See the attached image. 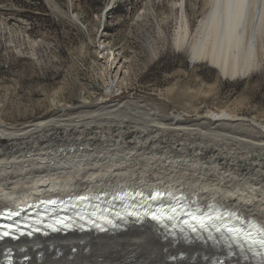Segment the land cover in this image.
<instances>
[{
    "label": "bare ground",
    "instance_id": "6f19581e",
    "mask_svg": "<svg viewBox=\"0 0 264 264\" xmlns=\"http://www.w3.org/2000/svg\"><path fill=\"white\" fill-rule=\"evenodd\" d=\"M179 5L173 44L191 62L206 63L228 80L262 68L264 0L233 4L203 0L204 17L194 34L186 0ZM144 47L143 61L152 63L159 57L154 42ZM106 51L111 53L104 56ZM100 54L107 63L111 60L106 73L114 86L124 84L128 60L135 56L130 58L115 46L103 47ZM61 94L42 93V101L48 102L38 114L26 112L22 118L0 114V210L47 196L169 190L170 196L175 192L192 202L223 206L264 229L263 120L225 111L187 117L129 95L90 100L89 93H80L82 102L72 105ZM0 264H260V260L214 238L164 234L149 222L136 220L95 233L0 240Z\"/></svg>",
    "mask_w": 264,
    "mask_h": 264
},
{
    "label": "rangeland",
    "instance_id": "374dc122",
    "mask_svg": "<svg viewBox=\"0 0 264 264\" xmlns=\"http://www.w3.org/2000/svg\"><path fill=\"white\" fill-rule=\"evenodd\" d=\"M179 4L181 0H0V114H38L48 102L42 93L58 92L72 105L82 102L80 93H89L90 100L129 95L171 114L225 111L264 121V65L228 80L206 63L191 62L173 44ZM186 5L194 34L204 17L203 0H186ZM148 42L158 47L159 57L152 63L143 61ZM106 46L135 56L128 60L127 81L117 88L106 73L111 60L101 58Z\"/></svg>",
    "mask_w": 264,
    "mask_h": 264
},
{
    "label": "snow or ice",
    "instance_id": "6c2138e0",
    "mask_svg": "<svg viewBox=\"0 0 264 264\" xmlns=\"http://www.w3.org/2000/svg\"><path fill=\"white\" fill-rule=\"evenodd\" d=\"M227 2L229 4H233V3H236V0H227ZM161 195H162L161 193H155L150 198L152 200H156ZM41 203L43 204L45 202L42 201ZM47 203L55 204L57 202L53 200V201H48ZM170 211L173 213V215L167 217L168 219L175 218L177 212L179 211L180 215L187 216L189 218V220L195 221L196 224L199 225V228L202 229V230H205V231H207V226H206V223H205L206 220H211V219L220 220V219H222V217L220 215L212 217V216L208 215L207 213H205L202 216H197L195 212H187V211H184L183 209H179L178 210L177 207L171 208ZM196 211L198 212L199 209H197ZM158 212L160 213L159 215H157L156 213L152 214L151 218L153 220L160 221L163 218H165V214H164V212L162 210L158 209ZM15 214L18 215L19 213H15ZM189 220H184L183 223L185 225H187L191 229L192 232H196L197 228L195 226H193L192 224H190ZM249 224H251V222H249ZM252 226L254 227V225H252ZM222 227L224 228V232L227 233V236H224L223 233H222V239H231L232 242H234V243H239L240 240L248 241L249 239H251V243L248 245L249 250H253V245H258L260 249H264V231H262L260 239H255V238H251L250 234H244L242 236L241 235L242 229H240V228L227 227V226H223V225H222ZM216 231L217 232H221V227H216ZM3 235L4 236H8L9 233L6 231V232L3 233ZM258 255L261 258L260 259V264H264V251L259 252Z\"/></svg>",
    "mask_w": 264,
    "mask_h": 264
}]
</instances>
